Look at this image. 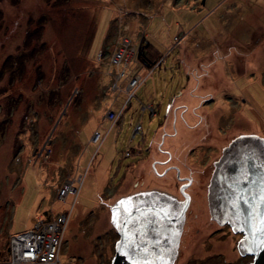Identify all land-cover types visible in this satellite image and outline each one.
Masks as SVG:
<instances>
[{
	"label": "rangeland",
	"instance_id": "374dc122",
	"mask_svg": "<svg viewBox=\"0 0 264 264\" xmlns=\"http://www.w3.org/2000/svg\"><path fill=\"white\" fill-rule=\"evenodd\" d=\"M144 33L163 57L126 87ZM241 134L264 137V0H0V264L11 235L65 211L61 259L110 264L112 207L175 192L179 167L198 182L172 264H248L241 233L208 226L204 189Z\"/></svg>",
	"mask_w": 264,
	"mask_h": 264
},
{
	"label": "water",
	"instance_id": "95a60500",
	"mask_svg": "<svg viewBox=\"0 0 264 264\" xmlns=\"http://www.w3.org/2000/svg\"><path fill=\"white\" fill-rule=\"evenodd\" d=\"M207 197L210 217L242 233L237 247L252 256L248 264H264V137L241 134L224 146ZM188 199L149 190L113 206L119 238L110 264H172Z\"/></svg>",
	"mask_w": 264,
	"mask_h": 264
},
{
	"label": "built area",
	"instance_id": "2783aa9c",
	"mask_svg": "<svg viewBox=\"0 0 264 264\" xmlns=\"http://www.w3.org/2000/svg\"><path fill=\"white\" fill-rule=\"evenodd\" d=\"M127 46L118 47L112 56V61L116 64L129 58ZM140 82L139 78H132L130 84L136 86ZM109 118L115 122L119 118L114 110L109 111ZM141 128V125L139 126ZM100 139V133L96 134V139ZM129 152L126 151V154ZM79 186L82 183L81 176L78 178ZM61 193L65 196L72 192L77 196L79 188L65 183ZM71 211H65L50 220L37 218L34 226L28 230L14 233L9 239V258L4 264H74L71 260H62L61 248L64 231L68 225Z\"/></svg>",
	"mask_w": 264,
	"mask_h": 264
},
{
	"label": "flooded vegetation",
	"instance_id": "af4514ba",
	"mask_svg": "<svg viewBox=\"0 0 264 264\" xmlns=\"http://www.w3.org/2000/svg\"><path fill=\"white\" fill-rule=\"evenodd\" d=\"M213 167H214V162H213ZM175 174H176V172H175ZM176 178H177V180H175V181H177L176 182L177 190L175 192L171 191L169 189H166L164 187H160V186L159 187H155V188L146 187L143 190H139V192H137V191L136 192H130L126 196H124V198H126V197H129V196L137 194V193H141V192H145V191H149V190H158L161 193H164L166 195H169V196L177 199L178 201H182V200L185 199V194L189 195L188 202H187V204H186V206L184 208V217H183V221H182L181 226H180L181 229H180V233H179V239L177 241V245H176V248H175V255H174V258H173V262H175L176 259H177L176 254H177V256L179 254V249H180V246H181V240H182V236H183V233H184V228H185V223H186V220H187V216H188V213L190 212V210L192 209V205H193V202H194L196 194H197V192H194V190L196 189L195 188V183L198 182V180L195 177L194 172L191 171V169H188L185 172V171H183V169L181 167H179V172L176 174ZM208 184H209V182H208ZM204 189L208 190V185H207V189L206 188H204ZM214 223L217 224L220 228L227 227L228 229L230 228V230L232 232H234L232 230L231 226L228 225L227 223L220 224L216 220H214V219H212L210 217V221L208 222V226L211 227ZM235 233H240V232H235ZM241 236H242V233H241ZM116 242H117V240H116ZM116 242L114 244V252H115ZM113 255H112V257H113ZM110 263H111V261H110Z\"/></svg>",
	"mask_w": 264,
	"mask_h": 264
},
{
	"label": "trees",
	"instance_id": "16d2710c",
	"mask_svg": "<svg viewBox=\"0 0 264 264\" xmlns=\"http://www.w3.org/2000/svg\"><path fill=\"white\" fill-rule=\"evenodd\" d=\"M204 2V0H203ZM163 57L160 49L150 40L144 39L137 48L136 60L137 63L148 70H152L154 67L160 65V59ZM176 96V95H175ZM127 107L124 105V109ZM78 196V195H77ZM46 213V219H50ZM9 258V246L7 247L6 257L3 259V264Z\"/></svg>",
	"mask_w": 264,
	"mask_h": 264
},
{
	"label": "crops",
	"instance_id": "0c3cea01",
	"mask_svg": "<svg viewBox=\"0 0 264 264\" xmlns=\"http://www.w3.org/2000/svg\"><path fill=\"white\" fill-rule=\"evenodd\" d=\"M144 35V37H143V39H147V40H150L151 42H153L158 48H159V46L153 41V39H151L148 35H146V33H144L143 34ZM106 36H107V31H106ZM134 37H130V40H132V41H134ZM142 40V39H141ZM141 40L138 42V44H136V47L138 48V46L140 45V43H141ZM114 43V47H116L117 45H119V43H120V39H119V35H109V37H108V40L106 41V44L107 45H111V44H113ZM160 49V48H159ZM136 67H131V68H127V71L125 72V74L123 75V80H125V83H126V87H128L127 86V84H128V81L131 79V78H141V72L143 71V70H145L146 68H144V67H141L138 63H137V61H136ZM123 71H125V70H123ZM117 73H118V75H120L121 73H122V69L121 70H118L117 71ZM144 79V78H143ZM140 81H141V79H140ZM127 89V88H126ZM175 97V96H174ZM173 98V97H172ZM171 98V99H172ZM173 100V99H172ZM170 101V104H169V108H168V111H167V113H169L170 112V110H171V104H172V102L173 101ZM153 104H150L149 105V107L152 109V111L154 112V109H153V106H152ZM200 122V121H199ZM198 124V123H197ZM81 178H82V175H81ZM82 183H83V178H82ZM81 183V184H82ZM81 186V185H80ZM79 193V192H78ZM76 198H77V196H76Z\"/></svg>",
	"mask_w": 264,
	"mask_h": 264
},
{
	"label": "snow or ice",
	"instance_id": "6c2138e0",
	"mask_svg": "<svg viewBox=\"0 0 264 264\" xmlns=\"http://www.w3.org/2000/svg\"><path fill=\"white\" fill-rule=\"evenodd\" d=\"M125 203H126V202L121 201V202H120V206L123 207ZM126 211H127V209H126ZM115 219H116V216H115V214H114V220H115ZM262 246H264V245H262Z\"/></svg>",
	"mask_w": 264,
	"mask_h": 264
}]
</instances>
